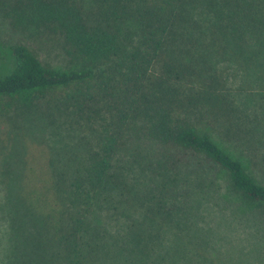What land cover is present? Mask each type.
<instances>
[{
    "label": "trees",
    "instance_id": "trees-1",
    "mask_svg": "<svg viewBox=\"0 0 264 264\" xmlns=\"http://www.w3.org/2000/svg\"><path fill=\"white\" fill-rule=\"evenodd\" d=\"M0 12L59 33L69 64L17 43L0 75V114L38 116L52 142L12 264H211L225 209L264 204V0H0Z\"/></svg>",
    "mask_w": 264,
    "mask_h": 264
},
{
    "label": "rangeland",
    "instance_id": "rangeland-1",
    "mask_svg": "<svg viewBox=\"0 0 264 264\" xmlns=\"http://www.w3.org/2000/svg\"><path fill=\"white\" fill-rule=\"evenodd\" d=\"M17 43L27 45L44 64L69 67L59 33L42 27L15 29L0 12V75L12 70V46ZM37 121L38 116L27 113L0 114V264H12L15 257L20 259L25 236L24 200L31 190L44 192L50 178L48 158L52 142ZM220 180L225 190L221 176ZM242 204L234 206L233 219L225 209L228 217L221 223L223 226H218L214 250L210 249L211 264H264V204Z\"/></svg>",
    "mask_w": 264,
    "mask_h": 264
}]
</instances>
